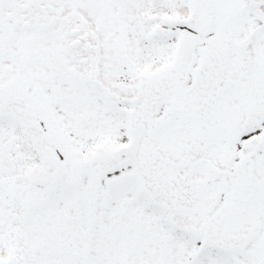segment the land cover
Returning a JSON list of instances; mask_svg holds the SVG:
<instances>
[{"label": "snow or ice", "instance_id": "snow-or-ice-1", "mask_svg": "<svg viewBox=\"0 0 264 264\" xmlns=\"http://www.w3.org/2000/svg\"><path fill=\"white\" fill-rule=\"evenodd\" d=\"M0 264H264V0H0Z\"/></svg>", "mask_w": 264, "mask_h": 264}]
</instances>
